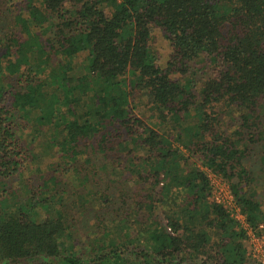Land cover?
Wrapping results in <instances>:
<instances>
[{
    "label": "trees",
    "instance_id": "1",
    "mask_svg": "<svg viewBox=\"0 0 264 264\" xmlns=\"http://www.w3.org/2000/svg\"><path fill=\"white\" fill-rule=\"evenodd\" d=\"M208 173L264 235V0H0V264H253Z\"/></svg>",
    "mask_w": 264,
    "mask_h": 264
},
{
    "label": "rangeland",
    "instance_id": "2",
    "mask_svg": "<svg viewBox=\"0 0 264 264\" xmlns=\"http://www.w3.org/2000/svg\"><path fill=\"white\" fill-rule=\"evenodd\" d=\"M158 44V43H157ZM159 47V45H158ZM85 56L81 55L78 56L77 58L72 60V67H73V74H75V76H79L82 73H84V64H85ZM85 104L88 103V101H84ZM135 114L140 117L143 120H148L150 114L147 111V107H146V103L143 101H139L136 100L135 101ZM85 109V108H83ZM83 109L80 110V108L78 107V111L79 114H83L85 112V110L83 111ZM37 149H38V155L41 159L43 160H48L50 158H52V153L50 151V149L44 144L43 139L40 140V142H38L37 144ZM41 162H35L32 163L30 165H28L27 167V173L29 175L33 174L36 170V167H38L39 165H41ZM254 168H257V165H254ZM68 179H66V181H72L74 185L77 184V182H75L70 175L67 176ZM262 175L260 174L259 180L257 184H255L251 190L255 191L256 194V200L258 201V203L261 206L262 211H264V182H262L263 180L261 179ZM213 184L215 183V179L212 182ZM224 183V182H223ZM227 184V182H225ZM228 185V184H227ZM229 187V185H228ZM71 197V196H69ZM74 198H72L73 200ZM91 202L93 200V203H96V200H94L93 198L90 199ZM77 201V200H76ZM77 209L74 208V214L75 216H77L76 212ZM93 217V212L86 214V216L82 219L77 218L79 221H77V225H76V231L78 230L79 234H80V240L84 239V237L88 234L89 231V227L91 225V220ZM240 226V224H238ZM241 228V227H240ZM84 241V240H82ZM244 248L246 251V256L247 258L253 263V264H260L261 261H264V235L261 234H257L256 233H249L245 239L244 242ZM256 250V251H255ZM258 252V253H257ZM253 254L258 255V257L256 256L253 257Z\"/></svg>",
    "mask_w": 264,
    "mask_h": 264
},
{
    "label": "built area",
    "instance_id": "3",
    "mask_svg": "<svg viewBox=\"0 0 264 264\" xmlns=\"http://www.w3.org/2000/svg\"><path fill=\"white\" fill-rule=\"evenodd\" d=\"M208 179L211 187L209 198L210 201L217 205L223 206L225 210L229 213L230 217L235 220L238 224H240V227L242 229L247 231V235L249 233L253 234V231H251L250 228H248V226L246 225L245 217L241 214L240 208L236 204L233 196L231 195L230 189L225 183V181L211 173H208ZM214 179L215 183L213 184L212 182ZM256 256L258 257V255L253 254V257L256 258ZM260 264H264V261H261Z\"/></svg>",
    "mask_w": 264,
    "mask_h": 264
}]
</instances>
